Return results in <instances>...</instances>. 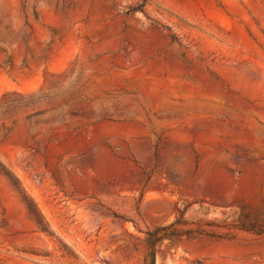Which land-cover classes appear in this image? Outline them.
<instances>
[{
    "label": "rangeland",
    "instance_id": "1",
    "mask_svg": "<svg viewBox=\"0 0 264 264\" xmlns=\"http://www.w3.org/2000/svg\"><path fill=\"white\" fill-rule=\"evenodd\" d=\"M0 264H264V0H0Z\"/></svg>",
    "mask_w": 264,
    "mask_h": 264
},
{
    "label": "trees",
    "instance_id": "2",
    "mask_svg": "<svg viewBox=\"0 0 264 264\" xmlns=\"http://www.w3.org/2000/svg\"><path fill=\"white\" fill-rule=\"evenodd\" d=\"M184 223L185 221L181 215L169 224L158 226L146 233V243L149 250V255L152 259H154V250L158 242L164 239H170L174 236H183L199 232L196 229L181 228L180 226Z\"/></svg>",
    "mask_w": 264,
    "mask_h": 264
},
{
    "label": "bare ground",
    "instance_id": "3",
    "mask_svg": "<svg viewBox=\"0 0 264 264\" xmlns=\"http://www.w3.org/2000/svg\"><path fill=\"white\" fill-rule=\"evenodd\" d=\"M48 19L53 22L54 25L65 28L68 25L67 15L64 12H57L49 14Z\"/></svg>",
    "mask_w": 264,
    "mask_h": 264
}]
</instances>
